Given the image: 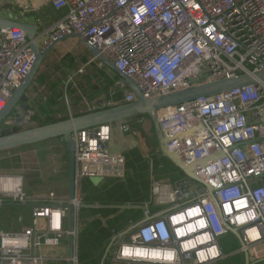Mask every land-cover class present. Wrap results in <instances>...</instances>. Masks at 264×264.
Wrapping results in <instances>:
<instances>
[{
    "label": "built area",
    "instance_id": "built-area-1",
    "mask_svg": "<svg viewBox=\"0 0 264 264\" xmlns=\"http://www.w3.org/2000/svg\"><path fill=\"white\" fill-rule=\"evenodd\" d=\"M11 1L0 0V14ZM48 1L55 12L65 14L45 31L41 48L80 36L131 78L145 99L253 74L264 63V0ZM35 59L24 31L0 29V113ZM92 63L107 68L92 56L76 73L84 75ZM117 86L125 91L118 105L137 100L122 82ZM138 119L141 124L148 121L147 116ZM157 119L167 137H176L168 145L172 153L187 163L212 158L198 173L213 195L186 177L153 181L151 203L166 208L117 235L114 261L216 264L227 257L221 239L230 229L238 230L247 255L264 245V82L163 109ZM129 121L123 122L121 131H131ZM114 125L72 136L76 186L85 179L124 175L123 154L112 153L108 146ZM185 132L189 134L178 137ZM0 179L13 180L17 186L15 192L0 188V206L32 205L33 223L19 233L0 231V264H45L41 249L60 246L68 238L69 199L50 194L41 202L31 201L22 177ZM73 203L77 210L79 202Z\"/></svg>",
    "mask_w": 264,
    "mask_h": 264
},
{
    "label": "crops",
    "instance_id": "crops-1",
    "mask_svg": "<svg viewBox=\"0 0 264 264\" xmlns=\"http://www.w3.org/2000/svg\"><path fill=\"white\" fill-rule=\"evenodd\" d=\"M29 3L28 8L31 11L29 9L19 12L7 10L3 17L37 25L39 33L46 31L43 27H39V20L32 14L34 10L41 9L44 0H31ZM56 14L58 18H61L65 12H56ZM46 39L47 37H43L40 44ZM71 40L76 39H68L57 44L47 58H50L51 54L61 46L63 47L65 43L73 44ZM50 68L47 64L42 65L27 93L29 105L33 104L32 110L36 123V104L41 100L46 101L51 94L47 86L39 80V74L48 71L53 75V70L51 71ZM76 71L73 72L74 79H76L73 86L69 87L66 81L61 85L62 100L56 106V108L64 106L69 118L91 112L90 108L94 106L96 107L94 111L102 110L116 106L124 100L125 95L120 87L107 88L100 80L101 92L95 98H83L79 104H71L70 94L78 91L79 84L85 83ZM52 78L56 81L54 75ZM120 80L119 82H122L121 78ZM31 91L34 95L30 98ZM119 91L122 94H119ZM59 118L61 115L56 116V119ZM129 123L131 131L128 132L120 130L123 122L113 126L112 140L108 145L112 153L123 154L125 158L124 175L85 179L77 185L76 199L80 206L76 210L74 264H129L119 263L113 259L117 235H124L133 225L154 219L165 210V206L151 203L153 181L176 182L185 178L184 174L163 156L156 135L150 130V125L141 124L138 118L130 120ZM53 140L60 141L64 145L55 144V146L52 145L53 143L49 145ZM53 140L10 151V153H0V175L22 177L23 191L31 201L41 202L50 194L62 200L68 198L65 197L69 194L67 142L64 139ZM152 142L156 143L153 144L154 151H150ZM63 195L65 198L62 197ZM32 224V205L4 203L0 206V231L19 233L32 227ZM59 245L41 249L45 264H69L68 238H64L62 244ZM221 247L227 257L216 264H226L236 255H243L244 264H264V245L247 255L242 251L241 241L232 232L221 239Z\"/></svg>",
    "mask_w": 264,
    "mask_h": 264
},
{
    "label": "water",
    "instance_id": "water-1",
    "mask_svg": "<svg viewBox=\"0 0 264 264\" xmlns=\"http://www.w3.org/2000/svg\"><path fill=\"white\" fill-rule=\"evenodd\" d=\"M17 28L24 31L29 42L30 47L35 55V62L33 67L25 79V81L18 87L12 98L8 101L6 107L0 113V124L6 120L13 111L17 108L26 109L29 104V97L27 96L28 90L32 87L36 77L43 65L45 59L55 49L59 41H55L45 49L40 46V41L43 39V34L39 33L37 25L18 22L0 17V29H12ZM68 39H78L88 49L89 53L102 62L107 68L115 72L121 79L122 84L129 90L134 92L137 100L130 104H120L113 107H109L102 110L78 115L71 117L67 120L59 121L56 123L38 126L36 128L28 129L17 133H8L0 136V153H6L13 150L25 148L28 146L36 145L53 139H65L67 142V152L69 154V194L68 199V216H67V230H68V258L69 264H74V245H75V221H76V209L74 201L76 200V162H75V143L72 136L80 131L107 126L147 116L154 126L155 135L159 144V149L163 156L171 161L186 178L192 180L195 183L205 186L209 190V194L212 196V188L207 185L202 177H200L198 171L209 160H205L199 163H187L182 160L177 154L172 153L168 145L174 140L164 134L163 127L157 119L158 111L163 109L174 107L182 104H186L195 101L200 98H209L216 95H220L238 88H243L251 85H257L258 82H264V63L258 72L253 74H241L239 76L227 79H221L217 81H210L190 86L185 89L170 92L153 99H145L136 83L129 77L121 73L118 68L108 59L101 55V53L91 46L85 39L80 36H71ZM189 133L185 132L178 137H183ZM219 156V155H216ZM215 156V157H216ZM238 238V230L230 229Z\"/></svg>",
    "mask_w": 264,
    "mask_h": 264
},
{
    "label": "rangeland",
    "instance_id": "rangeland-1",
    "mask_svg": "<svg viewBox=\"0 0 264 264\" xmlns=\"http://www.w3.org/2000/svg\"><path fill=\"white\" fill-rule=\"evenodd\" d=\"M29 2H31V0H13L7 5H5V7L1 10L0 16L2 17L3 14L7 12V10H9V12L24 11L26 10L28 6H30ZM29 11H31L30 8H29ZM32 14L33 16H35V18L39 20V27H43V30L45 29L48 30L49 27H52L56 23V21L59 19L56 12L50 6V2L48 0L44 1V5L41 7V9H39L38 11L34 10ZM44 32L45 31H42L41 34H43ZM71 41L73 44L70 45L68 43H65L63 47L61 46L60 48H58L51 54V57L48 58L46 62L48 67L52 68L54 63L59 62L60 60H62L63 57L67 55H72L76 59V62L78 63L77 68L83 66L84 64L87 63L89 59L92 58V55L89 53L88 49L82 44L80 40L76 39L74 41L73 40ZM97 69H98L97 64L92 63L91 65L87 67L85 74L79 75V76L84 77V78H86V76H94L97 73ZM69 75L70 77L66 79V83L69 87H71L73 86V84L76 83V79L73 78L74 77L73 71H70ZM59 78L60 77L57 75L54 76V79H59ZM70 78H73V81H70L69 80ZM120 90L123 91L125 95V91L123 89H120ZM121 91H119L118 93L122 94ZM33 95L34 93L33 91H31L30 98ZM119 99H121V97ZM28 105L26 109L17 108L15 111L12 112V114L6 120H4L0 124V136L8 134V133H17V132H21V131H25L28 129L38 127L37 123L34 122L35 115L32 110L33 104L31 103L29 106ZM144 125H150V130L152 134H155L154 126L151 122H147ZM50 144L52 145L57 144L58 146H60L62 143L60 141L53 140L51 143H49V145ZM153 144H156V143L152 142V144L150 145L151 147L150 151L155 150V146ZM62 197L65 198V197H68V195L66 194L65 197L64 195ZM244 263H245V259L243 258V255H236L230 258L226 262V264H244Z\"/></svg>",
    "mask_w": 264,
    "mask_h": 264
},
{
    "label": "trees",
    "instance_id": "trees-1",
    "mask_svg": "<svg viewBox=\"0 0 264 264\" xmlns=\"http://www.w3.org/2000/svg\"><path fill=\"white\" fill-rule=\"evenodd\" d=\"M47 60L48 58L43 62V65L47 64ZM77 67L78 63L76 62V59L72 55H67L59 62L54 63L53 67L51 68L53 70V75L59 76V79L53 81V75L48 71H44L39 74V80H41V82L47 86V89L51 94L47 97L46 101L41 100V102L35 106L37 110L38 126H44L69 119L66 108L64 106H59L56 108V106H58L62 100L61 85H63L66 79L69 78V72H74L78 69ZM98 69L96 75L86 76V78L82 77V82L85 81V83L79 84L78 91L70 94L69 98L71 104H79L83 98H95L98 93L101 92V83H99L100 80L103 81L104 86L107 88L115 87L117 86V83L121 81L120 77L109 68H106V70ZM56 99L58 100L57 102L55 101ZM57 115H61V118L56 119ZM147 120V122H151L149 118Z\"/></svg>",
    "mask_w": 264,
    "mask_h": 264
},
{
    "label": "bare ground",
    "instance_id": "bare-ground-1",
    "mask_svg": "<svg viewBox=\"0 0 264 264\" xmlns=\"http://www.w3.org/2000/svg\"><path fill=\"white\" fill-rule=\"evenodd\" d=\"M8 187L11 192H15L17 189L16 182L9 179H0V188L1 187Z\"/></svg>",
    "mask_w": 264,
    "mask_h": 264
},
{
    "label": "flooded vegetation",
    "instance_id": "flooded-vegetation-1",
    "mask_svg": "<svg viewBox=\"0 0 264 264\" xmlns=\"http://www.w3.org/2000/svg\"><path fill=\"white\" fill-rule=\"evenodd\" d=\"M20 109H22V108H20Z\"/></svg>",
    "mask_w": 264,
    "mask_h": 264
}]
</instances>
